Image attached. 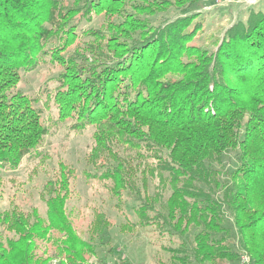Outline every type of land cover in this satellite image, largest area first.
Listing matches in <instances>:
<instances>
[{
  "label": "trees",
  "instance_id": "obj_1",
  "mask_svg": "<svg viewBox=\"0 0 264 264\" xmlns=\"http://www.w3.org/2000/svg\"><path fill=\"white\" fill-rule=\"evenodd\" d=\"M194 1L0 0V170L41 154V110L16 87L49 57L61 68L58 120L95 126L97 176L119 197L133 193L141 223L182 239L176 261L237 264L245 251L264 264V10L250 8L209 48L195 42ZM169 6L178 14L153 23ZM101 13L99 27L78 32ZM231 151L236 165L225 168ZM69 180L63 167L43 185L45 216L0 210V264H87L91 245L64 211ZM107 222L95 211L90 232Z\"/></svg>",
  "mask_w": 264,
  "mask_h": 264
},
{
  "label": "rangeland",
  "instance_id": "obj_2",
  "mask_svg": "<svg viewBox=\"0 0 264 264\" xmlns=\"http://www.w3.org/2000/svg\"><path fill=\"white\" fill-rule=\"evenodd\" d=\"M173 1L171 3L175 5ZM250 8L264 10V0H195L188 11L199 14L197 19L202 23L195 42L213 47V40L220 37L234 21L244 20ZM176 14L175 6H169L165 13L150 19L157 23L163 17ZM103 20L102 13L93 14L90 20L81 21L78 32L88 27H99ZM60 69L47 57L34 69L21 74L16 88L36 99L34 105L41 110L48 131L39 146L40 156L24 157L16 169L0 170V210L17 203L25 210L37 208L45 216L47 206L41 196L43 185L59 176L64 167L70 179V194L64 211L78 236L91 245V252L84 250L87 264H193L185 258L176 261L177 257L185 255L181 238L159 230L156 225L139 221L136 211L138 201L133 193L122 190L119 197L109 188L110 180L99 178L101 162L94 163L89 159L95 126L70 129L71 120H58L52 95L56 86L54 77ZM235 154L231 151L225 158V168L236 165ZM156 181L157 178H154L151 183ZM99 210L105 213L108 222L101 232H90L94 212ZM51 234L54 239L63 238L58 230H52ZM241 254H246L251 264L245 251H240L237 264H240ZM222 264L229 263L222 261Z\"/></svg>",
  "mask_w": 264,
  "mask_h": 264
},
{
  "label": "built area",
  "instance_id": "obj_3",
  "mask_svg": "<svg viewBox=\"0 0 264 264\" xmlns=\"http://www.w3.org/2000/svg\"><path fill=\"white\" fill-rule=\"evenodd\" d=\"M216 2H219V0H215ZM239 263L240 264H249L248 256L246 254H241L239 257Z\"/></svg>",
  "mask_w": 264,
  "mask_h": 264
}]
</instances>
